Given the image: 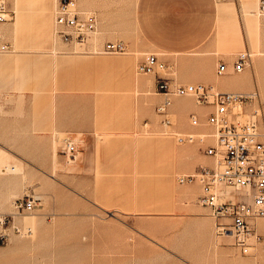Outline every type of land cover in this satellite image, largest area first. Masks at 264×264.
Wrapping results in <instances>:
<instances>
[{
    "label": "crops",
    "instance_id": "1",
    "mask_svg": "<svg viewBox=\"0 0 264 264\" xmlns=\"http://www.w3.org/2000/svg\"><path fill=\"white\" fill-rule=\"evenodd\" d=\"M79 1L97 8L85 7L100 18L104 34L99 48L107 38H118L133 51L96 52L92 41L85 51L71 50L74 44L55 36L53 10L58 0H7L14 9H6L9 18L0 21V92L24 96L30 107V129L42 145L51 144L61 133L63 140L76 137L75 158L69 160L61 150L58 158L67 179L75 183L71 188L89 190L107 210L175 213L182 201H194L202 192L199 183L180 182L179 177L210 164L212 157L200 144L181 142L173 132L139 130V114L146 113L159 128L152 109L164 97L157 90L149 95L156 89V75L140 73L137 62L147 53L180 67L213 61L218 37L224 40L221 48H233V10L224 5L223 14L216 0ZM219 17L226 20L219 22ZM191 77L200 79L196 74ZM207 81L221 90L248 88L218 84L214 74ZM176 98L169 112L183 116L195 112L204 118L209 109L184 105ZM203 109L207 111L201 113ZM189 125L185 122L180 128ZM258 231L264 233V228Z\"/></svg>",
    "mask_w": 264,
    "mask_h": 264
},
{
    "label": "rangeland",
    "instance_id": "2",
    "mask_svg": "<svg viewBox=\"0 0 264 264\" xmlns=\"http://www.w3.org/2000/svg\"><path fill=\"white\" fill-rule=\"evenodd\" d=\"M0 4L7 10L14 9L7 0H0ZM258 4L259 0H216V5H219L223 14L225 6L228 9L230 6L233 10L230 31L234 45L233 48H221L224 40L218 37L219 48L213 55V61L189 62L180 67L176 62L163 60L168 65L164 72L172 81H177L178 84L202 81L208 85L207 78L213 74L215 78L217 76L219 62L233 65L240 52L249 51L251 64L244 71H228L222 76L230 83L233 74H245L243 85L248 88L235 90L256 88L259 91L257 106L263 110L261 125L264 128V54H259L264 52V12L256 13L260 11ZM81 6L97 10L93 4ZM128 7L124 5L123 9L128 11ZM54 11L56 17L57 6L53 13ZM218 20L223 22L226 19L219 17ZM54 32L56 36V26ZM102 32L100 30L99 35L95 34L91 40L94 44L91 48L93 51L99 48ZM58 39L64 42L60 37ZM110 40L119 39L107 38L103 45ZM85 49L71 46L74 51ZM132 51L128 48L126 53ZM142 60L137 62L138 65ZM256 64L260 65L258 69ZM195 74L200 79L193 80L191 76ZM218 84H221L219 80ZM155 90L157 88L150 90L149 95ZM176 99L184 100V105L201 106L192 96ZM156 104L152 112L157 116L159 128L153 127V120L148 118L147 113L139 114V130L144 133L173 132L178 136L182 132L210 130L193 128L189 112L184 116L175 111L169 112L167 117L173 125H166L162 121L164 116L156 112ZM206 111L207 109H203L201 113ZM29 119L30 107L22 94L0 92V177L17 178L15 183L0 182V216L13 215L16 223L33 228V232L27 235L11 232L8 239L0 243V264H262L261 254L264 252H258L257 244L250 254H244L234 245L233 238L219 237L222 234L218 233L216 218L210 215V208L201 203L200 190L194 201H182L180 210L175 213L130 214L102 208L89 190L70 187L75 183L67 179L65 167L58 160L65 135L61 133L51 144L42 145L36 141ZM185 122L190 124V128H180ZM8 167L16 170L2 174ZM28 196L39 197L35 208L18 212L15 201ZM263 228L264 222L258 220L257 229Z\"/></svg>",
    "mask_w": 264,
    "mask_h": 264
},
{
    "label": "built area",
    "instance_id": "3",
    "mask_svg": "<svg viewBox=\"0 0 264 264\" xmlns=\"http://www.w3.org/2000/svg\"><path fill=\"white\" fill-rule=\"evenodd\" d=\"M77 5V0H59L57 5L56 35L68 44L87 42L99 22L96 13L86 14ZM258 9L264 12V0H259ZM7 19L5 6L0 4V21ZM6 47L1 46L2 49ZM103 47L99 50L102 53H123L127 50L126 44L120 40H110ZM250 62L249 51L240 52L233 68L242 71ZM167 67V63L153 53L148 54L138 65L139 72L156 75V88L164 95L162 102L156 106V112L164 116L162 121L166 125L171 124L167 116L175 97L193 96L199 104L213 108L204 118L197 113L189 116L193 126L212 127V136L208 132H194L179 134L178 140L204 146V153L215 158L216 165L200 166L193 173L181 175L179 181L198 182L201 185L200 200L210 208V215L217 219L218 233L233 234L234 245L242 253L250 254L256 245L250 240L251 235L257 230L258 220L264 218V128L258 119L238 120L234 108L236 104L256 103L259 93L256 90L214 91L204 83L174 84L172 78L164 72ZM227 69V63L222 61L216 72L223 74ZM77 149L75 138H64L62 154L73 159ZM220 184L233 188V195H223L219 189ZM239 189H243L241 194L237 192ZM38 200V196L22 197L15 204L18 212L22 213L34 209ZM0 225L7 229V232L0 231V243L8 239V231L20 234L25 230L14 224L13 215L4 216ZM257 238L263 239L264 236L260 234Z\"/></svg>",
    "mask_w": 264,
    "mask_h": 264
},
{
    "label": "bare ground",
    "instance_id": "4",
    "mask_svg": "<svg viewBox=\"0 0 264 264\" xmlns=\"http://www.w3.org/2000/svg\"><path fill=\"white\" fill-rule=\"evenodd\" d=\"M58 4V3H57ZM77 6H78V8L80 9V11H82V12H84V13H86V14H92V13H96L95 11H93V10H89V9H84V8H81L80 6H79V3H78V1H77ZM256 13H258V14H263L261 11H258V12H256ZM97 14V13H96ZM98 16V15H97ZM99 21V20H98ZM99 33H100V28H99V22H98V24H97V27H96V29L93 31V33H92V35H91V37L89 38V40L87 41V42H85V43H72V44H74L75 46H76V48H87L88 47V44L90 43V41L93 39V37L95 36V34H97V35H99ZM103 34H104V32H103ZM57 36V35H56ZM102 36V35H101ZM58 37V36H57ZM59 38V37H58ZM96 41V40H95ZM118 41V40H117ZM75 48V47H74ZM100 49H101V47H100ZM94 51H96V52H101V51H99V48H96V49H94ZM258 53V52H257ZM148 54H150V53H147V54H144V58L148 55ZM153 54H156V53H153ZM228 54V53H227ZM259 54H264V52H261V53H259ZM157 55V54H156ZM250 57H251V54H250ZM220 63V62H219ZM227 63V62H226ZM251 64V63H250ZM261 64V63H260ZM227 65H228V63H227ZM256 67H257V69H258V67H260V65L258 66L257 64H256ZM246 69V68H245ZM228 71H234V72H236V73H239V72H242V71H244V70H242V71H235L234 70V68H233V65H232V68H230L229 67V65H228V69H227V71L225 72V73H223V74H218L217 72H216V74H217V76H220V77H217L216 76V81L218 82V80L221 82V84H223V85H234V86H238V87H240V86H244L243 84H245V78H244V76H245V74H244V76H243V74H239V75H234L233 74V78H232V80L230 81V83H229V81H228V79L227 78H224L222 75H225ZM227 76V75H226ZM232 77V76H231ZM174 82V84H178V82L176 83L175 81H173ZM191 83H204V82H191ZM184 84H187V83H184ZM209 86H211L212 87V89L214 90V91H221V89H219V88H217L215 85H212V84H208ZM217 85V84H216ZM237 87V88H238ZM246 88V87H245ZM232 89V88H231ZM239 89V88H238ZM242 89H243V87H242ZM254 90H256L258 93H259V91L256 89V88H254V89H250V90H243V91H241V90H222V91H234V92H250V91H254ZM260 95V94H259ZM164 96V95H163ZM189 96V95H188ZM193 97V96H192ZM175 99V98H174ZM174 99H173V101H174ZM196 101V100H195ZM196 103L197 104H199L197 101H196ZM172 104H173V102H172ZM171 104V105H172ZM199 105H201V106H206V107H208L209 109H208V111L207 112H209L211 109H213L211 106H207V105H203V104H199ZM171 107V106H170ZM169 107V108H170ZM235 112H236V117L235 118H237L238 120H241V121H247V120H249V119H251V118H254V119H258L259 121H260V123H261V118H262V114H263V110L262 109H260L259 110V108H257V102L256 103H252V104H250V105H244V104H236L235 105ZM195 113V112H194ZM207 114V113H206ZM191 124V123H190ZM192 125V124H191ZM193 126V125H192ZM194 127H200V126H194ZM202 127H204V128H209L210 130H208V133H211V136H212V134H213V128L212 127H207L206 125H203ZM195 132H198V133H201V131H195ZM188 132H182V134H187ZM189 133H194V132H189ZM207 133V134H208ZM214 142V141H213ZM61 146H64V140H63V144L61 145ZM204 147V146H203ZM56 154H57V152H56V150H55V153H54V157H56ZM206 154V153H205ZM212 157V156H211ZM57 159V158H56ZM69 159V158H68ZM69 160H72V159H69ZM55 162V161H54ZM204 165H216V160H215V158H213L212 157V162L210 163V164H204ZM201 166H203V165H201ZM16 170V168H14V167H11V168H7V170H4L3 172H1L2 174H5V173H8V172H10V171H15ZM18 170H20V169H18ZM197 170V169H196ZM196 170H194V171H192L191 173H193V172H195ZM11 173H13V172H11ZM19 173H22V172H19ZM23 175H24V173H23ZM17 178L15 177V176H1L0 177V182L2 183V184H9V183H15V182H17V180H16ZM198 183V182H197ZM201 186V185H200ZM219 189H220V191H221V193L223 194V195H225V196H232L233 194V190L231 189V187H229V186H226V185H224V184H220L219 185ZM201 190H202V188H201ZM237 192H243V189H239ZM202 203V202H201ZM5 215H3V216H0V220L4 217ZM36 216V215H35ZM261 219H264V218H260L259 220H261ZM35 220H37L36 219V217H35ZM34 220V221H35ZM36 222H38V221H36ZM14 224H18V223H16L15 222V220H14ZM20 227H22V228H24L25 230H23L24 232H21L20 234L21 235H27V234H31L32 232H33V228H32V226H29V225H20V224H18ZM0 227H1V229H0V231L2 230V231H5V232H7V229H5L3 226H1L0 225ZM9 232V234L11 233V232H13V231H8ZM263 235L264 236V233H261V232H259L258 231V229L256 230V232L255 233H253L252 235H251V241L253 242V243H255V244H257L258 245V248H257V250L258 249H260L262 252H264V250L262 249V245L264 244V238L263 239H259V238H257V235ZM224 235H226V236H231L232 238H233V240H234V236H233V234H231V233H227V234H224ZM26 244V243H25Z\"/></svg>",
    "mask_w": 264,
    "mask_h": 264
}]
</instances>
